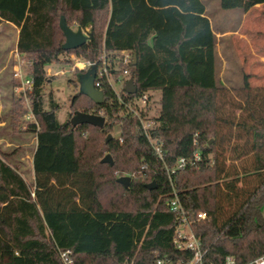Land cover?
<instances>
[{"label":"trees","instance_id":"obj_1","mask_svg":"<svg viewBox=\"0 0 264 264\" xmlns=\"http://www.w3.org/2000/svg\"><path fill=\"white\" fill-rule=\"evenodd\" d=\"M263 3L220 0L223 9L243 11ZM205 11L202 0H0V24L20 29L17 50L33 78L37 121L30 123L37 139L33 188L0 151V264H63L64 249L75 264H153L156 251L174 255L180 218L168 206L173 189L208 262L222 264L232 254L246 264L264 254V93H252L245 75L239 108L246 116L236 121L223 111L217 40ZM62 15L70 27L89 29L85 44L62 48ZM121 49L137 54V94L161 92L150 135L162 141L164 160L107 85L102 104L80 91L71 100L74 112L102 113L103 128L58 118L46 66L65 54L97 59ZM116 124L123 142L106 141ZM105 153L113 164L101 161ZM179 158L187 164L170 179L166 166ZM143 164L148 178L131 177L128 187L118 181L120 172H139ZM200 210L208 216L198 221Z\"/></svg>","mask_w":264,"mask_h":264},{"label":"rangeland","instance_id":"obj_2","mask_svg":"<svg viewBox=\"0 0 264 264\" xmlns=\"http://www.w3.org/2000/svg\"><path fill=\"white\" fill-rule=\"evenodd\" d=\"M202 2L217 40L216 76L222 86V109L229 118L237 121L246 116L239 108L245 95V91L241 89L245 75L248 76L252 93H264V3L243 11L240 8L223 9L220 0ZM77 27L76 25L74 29ZM88 30L84 29L86 33ZM16 36V27L5 22L0 25V64H6L5 70L0 74V151L33 188L35 176L32 165L36 134L30 130L32 120L25 117L27 101L17 97L14 92V70L19 60H22L16 50ZM71 57L72 53L62 55L59 63L53 62L46 66L51 78L47 89L53 90L58 100L60 107L57 115L61 122L66 121L70 115L73 116L72 96L80 90V74L73 67ZM160 97V91L153 92L154 112ZM117 126L118 124L113 128V136L118 135ZM235 132L237 130L233 131ZM88 134L89 130H84L81 136L86 139ZM139 174L143 178L149 177L147 172L142 174L140 171L120 172L119 177H134Z\"/></svg>","mask_w":264,"mask_h":264},{"label":"built area","instance_id":"obj_3","mask_svg":"<svg viewBox=\"0 0 264 264\" xmlns=\"http://www.w3.org/2000/svg\"><path fill=\"white\" fill-rule=\"evenodd\" d=\"M133 56L134 52L129 49L111 52L104 50L97 59L85 58L80 53H72L71 60L73 67L79 70L87 71L90 68H95V87L103 91V87L107 85L115 93L116 100L123 106L122 108L125 114L133 118H138V128L146 135L156 155L161 160H164L165 152L162 147V141L152 138L150 135V129L154 126V121L150 117L151 112H153V97L151 93L143 92L137 94L136 91L133 93V96L130 93L128 94L131 96H123L126 82L130 78H133L131 75ZM22 63H24L23 58L21 61L19 60L14 70L16 80L14 92L17 97L20 99L24 98L27 101L26 119L32 120L31 122H37L29 97V94L33 90V78L24 73ZM143 113H146V115ZM100 115H102V113H100ZM120 115L122 118L125 116L124 114ZM117 128L120 131V124H118ZM116 137L120 142H123L120 132H118ZM194 157L198 160L199 154L196 152ZM186 164L187 160L185 158H179L172 168L166 166L170 179L172 173H175L176 170L183 169ZM146 170L147 165L143 164L140 173L143 174ZM168 206L170 211L174 212L180 218L179 225L175 228L172 237V246L175 248L176 252L174 255H169L160 254L156 251L153 264H215L213 261H207L208 249L203 246L201 238L194 232L192 228L193 220L190 219L175 189L172 191V197L168 201ZM207 216L208 214L206 211L200 210L197 212L196 219L198 221L204 220ZM59 255L63 264H75L72 250H59ZM222 264H237V260L234 255L226 254L222 260ZM246 264H264V254L250 260Z\"/></svg>","mask_w":264,"mask_h":264},{"label":"water","instance_id":"obj_4","mask_svg":"<svg viewBox=\"0 0 264 264\" xmlns=\"http://www.w3.org/2000/svg\"><path fill=\"white\" fill-rule=\"evenodd\" d=\"M59 25L63 34L65 36V41L62 44V48L64 50L76 49L79 46L85 44L88 40V34L84 31L81 26H78L76 29L70 27L66 21L64 15L60 17ZM137 63V54L134 53L133 56V65ZM96 70L95 68H90L87 71L81 73L79 75V84H80V92L84 95L88 96L94 103L102 104L104 101V92L95 87ZM125 92L133 94L137 91V86L133 78H130L124 87ZM70 122L73 126H77L79 124H90L93 126H97L103 128L106 123V118L103 115L84 112V111H75L73 116L70 118ZM112 133H108L106 137V141L112 139ZM102 162L113 164L114 160L110 153H107L102 159ZM118 181L122 183L124 186L128 187L131 182V177L120 176L118 177ZM149 189L155 188V182H151L148 184Z\"/></svg>","mask_w":264,"mask_h":264},{"label":"crops","instance_id":"obj_5","mask_svg":"<svg viewBox=\"0 0 264 264\" xmlns=\"http://www.w3.org/2000/svg\"><path fill=\"white\" fill-rule=\"evenodd\" d=\"M257 5H259V4H257ZM211 22V21H210ZM4 22H2L1 24H3ZM5 23H8V24H10V25H13L14 27H16V29H17V36H16V50H17V41H18V37H19V27H17L16 25H14V24H12V23H9V22H5ZM0 24V25H1ZM18 51V50H17ZM5 65L6 64H0V74L5 70ZM36 144H37V139H36ZM35 147H36V145H35ZM34 151H35V149H34ZM33 154H34V152H33ZM33 166V165H32ZM34 170V169H33Z\"/></svg>","mask_w":264,"mask_h":264}]
</instances>
